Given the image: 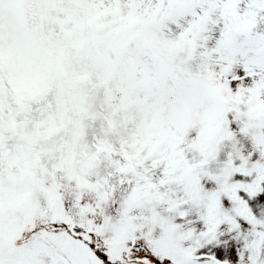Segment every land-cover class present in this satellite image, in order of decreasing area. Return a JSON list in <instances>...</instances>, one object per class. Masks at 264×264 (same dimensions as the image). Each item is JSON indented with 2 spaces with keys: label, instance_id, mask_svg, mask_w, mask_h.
<instances>
[{
  "label": "snow or ice",
  "instance_id": "1",
  "mask_svg": "<svg viewBox=\"0 0 264 264\" xmlns=\"http://www.w3.org/2000/svg\"><path fill=\"white\" fill-rule=\"evenodd\" d=\"M0 264H264V0H0Z\"/></svg>",
  "mask_w": 264,
  "mask_h": 264
}]
</instances>
